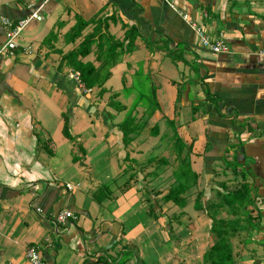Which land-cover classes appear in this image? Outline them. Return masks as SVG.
<instances>
[{"label":"crops","instance_id":"1","mask_svg":"<svg viewBox=\"0 0 264 264\" xmlns=\"http://www.w3.org/2000/svg\"><path fill=\"white\" fill-rule=\"evenodd\" d=\"M37 9L0 60V264H29V245L47 264H204L215 237L195 197L243 183L235 264H264V0H0V43L3 18ZM78 15L120 43L103 91L61 60L95 26L66 40ZM184 15L229 50L203 47ZM185 158L197 182L183 206L165 202ZM63 209L74 217L57 223Z\"/></svg>","mask_w":264,"mask_h":264},{"label":"trees","instance_id":"2","mask_svg":"<svg viewBox=\"0 0 264 264\" xmlns=\"http://www.w3.org/2000/svg\"><path fill=\"white\" fill-rule=\"evenodd\" d=\"M107 21L99 17L86 20L78 15L73 26L65 33L66 40L75 41L82 37L83 30L90 23L95 24L92 31L83 35L79 44L61 58L66 65L79 71L80 80L87 89L99 87L100 91H103V85L110 77L111 68L118 62L119 53L116 50L120 43L108 33ZM93 45H96L98 50L96 58L101 60L98 66H95L91 61H82V58L92 52ZM112 105L118 111L125 108L118 102L112 103ZM68 117L69 115L66 114L63 133L67 138L72 139ZM118 127L122 131L123 143L127 144L131 140V133L135 130L134 119L128 116L118 124ZM182 148L181 146L180 152H182ZM173 176L176 179V184L168 190L162 199L165 202L173 201L183 206L185 204L183 194L196 184L197 174L191 169L185 158L173 172ZM250 192L249 186L243 183L238 189L216 191L217 199H207L205 204L203 203L204 191H200L195 197L194 206L196 209L204 210L211 219L210 233L215 237L212 245L203 254L202 262L204 264H235L232 239L240 231L242 221L245 225L251 224L250 214L246 209L252 202ZM223 210L226 215L221 216Z\"/></svg>","mask_w":264,"mask_h":264},{"label":"built area","instance_id":"3","mask_svg":"<svg viewBox=\"0 0 264 264\" xmlns=\"http://www.w3.org/2000/svg\"><path fill=\"white\" fill-rule=\"evenodd\" d=\"M185 19L188 21L190 27L194 30L200 44L208 48L209 50L217 53L226 52L229 50L227 44L222 40H211V38L203 31V29L194 20L188 19L187 15H184ZM43 16L39 12V9L34 10L18 20H12L9 18H3V25L5 26V37L6 40L0 43V60L6 54H12L13 49L17 46V37L20 32L33 20H42ZM69 76L73 78L80 87L85 91L89 90L85 88L84 84L80 80V73L77 70L71 69L69 71ZM69 188H73L72 185H67ZM37 212H41L40 208H36ZM70 217H74V213L69 209H63L56 213L55 221L57 223H63ZM26 259L29 264H47L36 245H29L26 249ZM10 264V263H6Z\"/></svg>","mask_w":264,"mask_h":264}]
</instances>
